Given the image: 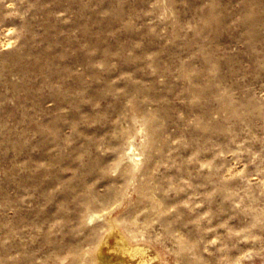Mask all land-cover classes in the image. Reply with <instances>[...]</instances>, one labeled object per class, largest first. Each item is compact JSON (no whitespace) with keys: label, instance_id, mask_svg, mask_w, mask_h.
<instances>
[{"label":"rangeland","instance_id":"rangeland-1","mask_svg":"<svg viewBox=\"0 0 264 264\" xmlns=\"http://www.w3.org/2000/svg\"><path fill=\"white\" fill-rule=\"evenodd\" d=\"M141 259L264 264V0H0V264Z\"/></svg>","mask_w":264,"mask_h":264},{"label":"bare ground","instance_id":"bare-ground-1","mask_svg":"<svg viewBox=\"0 0 264 264\" xmlns=\"http://www.w3.org/2000/svg\"><path fill=\"white\" fill-rule=\"evenodd\" d=\"M141 251H139V250H131L130 251V253H131V255L134 257L135 255H137V254H139ZM143 252H144V250H143ZM141 255V254H140ZM147 263V261L146 260H143V259H141L140 260V262L138 263V264H146Z\"/></svg>","mask_w":264,"mask_h":264}]
</instances>
